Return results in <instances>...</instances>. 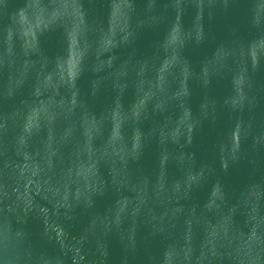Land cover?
Segmentation results:
<instances>
[{"label":"water","instance_id":"water-1","mask_svg":"<svg viewBox=\"0 0 264 264\" xmlns=\"http://www.w3.org/2000/svg\"><path fill=\"white\" fill-rule=\"evenodd\" d=\"M0 264H264V0H0Z\"/></svg>","mask_w":264,"mask_h":264}]
</instances>
